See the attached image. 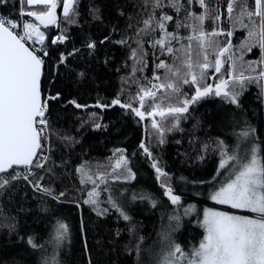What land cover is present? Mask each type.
I'll return each instance as SVG.
<instances>
[{
	"label": "snow or ice",
	"instance_id": "6c2138e0",
	"mask_svg": "<svg viewBox=\"0 0 264 264\" xmlns=\"http://www.w3.org/2000/svg\"><path fill=\"white\" fill-rule=\"evenodd\" d=\"M109 44L130 51L118 74L132 61L113 92L97 71ZM89 137L127 143L94 165ZM185 138L194 172L216 154L209 180L173 178L163 153ZM145 164L159 196L138 187ZM149 209L162 221L151 244L134 222ZM189 226L202 230L191 248ZM118 247L120 264H264V0H0V264H113Z\"/></svg>",
	"mask_w": 264,
	"mask_h": 264
},
{
	"label": "trees",
	"instance_id": "16d2710c",
	"mask_svg": "<svg viewBox=\"0 0 264 264\" xmlns=\"http://www.w3.org/2000/svg\"><path fill=\"white\" fill-rule=\"evenodd\" d=\"M88 0H84V3L86 4ZM121 3H133L134 0H120ZM227 23V21H225ZM121 26H123V21H121ZM105 29L103 26H97L93 25L91 27V32L94 33L97 37L102 36ZM237 38H240V32L239 30L236 33ZM117 39L119 36L116 37ZM134 46V45H132ZM104 51L108 52L110 56L114 57V61L112 64H110L108 69L100 68L97 71L100 73L101 76H103L105 83L101 85V88H107L109 92H113L117 90L121 86V76H126L127 72L131 71V64L132 61L129 60V68L125 71H121L119 74L116 72L117 68L123 69L124 67V61L128 58L130 55L129 48L127 46H119V45H113L109 44ZM254 58V57H249ZM259 92V89L256 85H250L249 90L245 96V103L249 106L251 110H255L258 105L257 100V93ZM93 97L95 96V93L92 94ZM85 99H88V102L91 103L92 100L88 97H85ZM207 107H214L213 105H207ZM71 111V110H70ZM87 110H80L78 115L80 116H86ZM109 111V118L112 119H118V115H113L111 110ZM118 111V110H117ZM201 111H204L202 108ZM60 128L62 130H66L67 134L71 135L74 133V123L73 119H67L60 121L59 124ZM150 127V126H149ZM87 135V134H86ZM215 134H213L214 137ZM144 136V132L142 129L137 128L135 124H132L131 128L128 130V140H136L138 142L139 138ZM176 138H179L177 136ZM99 139H103L100 137ZM203 139V137H202ZM87 143H93L96 145L93 151H91L90 155L85 157L84 159H87L90 163H93L94 165H101L105 166L109 164L111 161L109 160L110 156V150L114 146H124L127 141L124 143L119 142V138H116L113 143H109L106 147L103 144L97 143L96 139H92L89 137V139L86 141ZM186 150H189L187 138H185L183 145H176L175 139H170L168 146L163 153V160L168 163L169 169L171 171V174L173 175V178L178 177L180 175L187 176L191 178L193 175H196L198 179H204L209 180L211 178L210 175L204 174L202 170H207V172L211 173L212 175L215 174V166L213 164V160L217 159L216 154L213 153L212 149H209L208 153V160L205 164L200 166V169L197 171H193L188 167V163L185 160V157L183 155H179L184 153ZM79 149H77V153H79ZM143 163V161H141ZM149 166L144 165V168L141 170L139 177H140V183L138 187H143L149 191L156 192L157 196L160 195V192H157L156 190L159 189V185L154 180V173L152 175H149ZM162 191V190H160ZM181 191H187L188 193H191L192 188L190 185H188L186 188L182 185ZM104 195L102 193V199L104 198ZM166 199V198H164ZM205 206H212V202H207V205ZM88 213H85V216L87 217ZM94 222L95 217L93 214ZM134 222L137 225V231L139 235H143L147 238V243L151 244L152 241L156 238V232L159 230L161 226V211H152L151 209L147 211H141L135 216ZM164 222H166V217ZM27 224L33 228V230L41 231L46 227V224L42 221H36L34 218H28ZM100 228L102 231H107L109 228H115L116 222H115V216H110V218L99 221ZM121 228H123V224L120 225ZM197 231L202 232V230L196 229L192 226H189V228L183 232V235L179 236V239L182 243H191L192 241L198 242V238L196 233ZM123 239L120 241V245L127 243H132L133 238L125 231L122 233ZM195 237V239H193ZM89 243L91 244L92 241L90 240ZM79 245H77V250L79 249ZM126 253L121 250L120 247L117 248L115 252L111 254V260L113 264H120V261L124 260ZM65 259L70 260L71 257H65Z\"/></svg>",
	"mask_w": 264,
	"mask_h": 264
},
{
	"label": "rangeland",
	"instance_id": "374dc122",
	"mask_svg": "<svg viewBox=\"0 0 264 264\" xmlns=\"http://www.w3.org/2000/svg\"><path fill=\"white\" fill-rule=\"evenodd\" d=\"M196 238H198V236H197ZM196 243H198V242H194V241H192L191 243H187V246H188V248H191V246H192L193 244H196Z\"/></svg>",
	"mask_w": 264,
	"mask_h": 264
}]
</instances>
